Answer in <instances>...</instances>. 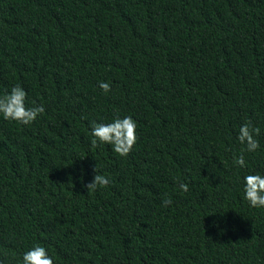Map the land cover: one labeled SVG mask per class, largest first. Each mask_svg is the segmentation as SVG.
I'll return each mask as SVG.
<instances>
[{
  "label": "trees",
  "instance_id": "16d2710c",
  "mask_svg": "<svg viewBox=\"0 0 264 264\" xmlns=\"http://www.w3.org/2000/svg\"><path fill=\"white\" fill-rule=\"evenodd\" d=\"M15 85L45 113L0 118L3 264L37 242L55 264H264L240 179L264 172V0H0V94ZM126 115L127 156L91 145L90 121Z\"/></svg>",
  "mask_w": 264,
  "mask_h": 264
},
{
  "label": "clouds",
  "instance_id": "9594fccd",
  "mask_svg": "<svg viewBox=\"0 0 264 264\" xmlns=\"http://www.w3.org/2000/svg\"><path fill=\"white\" fill-rule=\"evenodd\" d=\"M99 88L107 93L111 91L110 83L99 82ZM45 113L43 104H35L28 101V93L20 86L15 85L0 94V118L6 121H14L22 126L31 125L38 117ZM91 145L107 144L111 150L119 156H127L133 149L137 140V122L130 115L115 116L109 122L90 121ZM259 129L253 128L250 122L241 124L238 128L236 139L249 153L256 152L260 148V142L256 139ZM234 166L243 169L246 167L243 152L233 156ZM242 199L247 201L252 208H264V172H248L241 178ZM110 177L102 174L94 176L90 184L85 185L89 190L98 186L109 185ZM180 192H187L189 185L181 182L178 184ZM172 203L171 198L164 199L162 205L167 207ZM55 257L51 251L41 243H33L20 253V264H55ZM3 264V261H0Z\"/></svg>",
  "mask_w": 264,
  "mask_h": 264
}]
</instances>
